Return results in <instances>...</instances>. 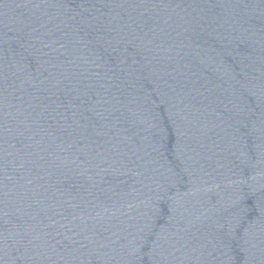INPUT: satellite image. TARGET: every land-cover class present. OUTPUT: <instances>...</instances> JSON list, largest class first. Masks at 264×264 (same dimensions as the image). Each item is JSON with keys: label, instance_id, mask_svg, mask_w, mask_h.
Segmentation results:
<instances>
[{"label": "water", "instance_id": "95a60500", "mask_svg": "<svg viewBox=\"0 0 264 264\" xmlns=\"http://www.w3.org/2000/svg\"><path fill=\"white\" fill-rule=\"evenodd\" d=\"M0 264H264V0H0Z\"/></svg>", "mask_w": 264, "mask_h": 264}]
</instances>
